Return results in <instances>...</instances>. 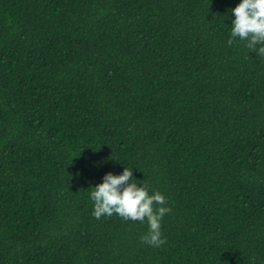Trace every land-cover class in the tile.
Listing matches in <instances>:
<instances>
[{
	"label": "trees",
	"instance_id": "16d2710c",
	"mask_svg": "<svg viewBox=\"0 0 264 264\" xmlns=\"http://www.w3.org/2000/svg\"><path fill=\"white\" fill-rule=\"evenodd\" d=\"M239 0H0V264H264V57ZM133 168L171 209L92 216Z\"/></svg>",
	"mask_w": 264,
	"mask_h": 264
},
{
	"label": "clouds",
	"instance_id": "9594fccd",
	"mask_svg": "<svg viewBox=\"0 0 264 264\" xmlns=\"http://www.w3.org/2000/svg\"><path fill=\"white\" fill-rule=\"evenodd\" d=\"M230 12L233 19L227 45L232 46L239 38L251 52L264 57V0H239ZM91 188L89 198L93 202L94 218L116 214L126 221L143 223L146 220L148 231L141 236V241L152 247L166 243L161 222L171 209L166 206L167 200L162 193H150L149 186L137 183L133 168L123 167L119 174L106 172L101 182Z\"/></svg>",
	"mask_w": 264,
	"mask_h": 264
}]
</instances>
